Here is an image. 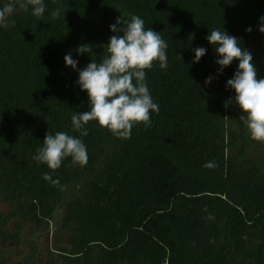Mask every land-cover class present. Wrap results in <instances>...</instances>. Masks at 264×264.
<instances>
[{
    "label": "trees",
    "instance_id": "1",
    "mask_svg": "<svg viewBox=\"0 0 264 264\" xmlns=\"http://www.w3.org/2000/svg\"><path fill=\"white\" fill-rule=\"evenodd\" d=\"M44 2L38 19L19 0H0L15 7L0 28V246L11 254L29 229L50 245H32L28 264H264V142L249 137L237 105L226 106L238 62L217 76L205 39L213 29L240 38L264 78V0ZM129 14L169 46L167 70L156 64L147 74L159 105L152 126L137 125L125 139L90 121L85 167L71 158L55 171L38 165L32 157L46 133L79 136L71 115L89 110L65 55L80 69L99 60L114 34L109 26ZM83 44L92 57L76 52ZM195 47L207 49L199 63ZM209 161L216 167H203ZM46 172L60 184L43 180Z\"/></svg>",
    "mask_w": 264,
    "mask_h": 264
},
{
    "label": "clouds",
    "instance_id": "2",
    "mask_svg": "<svg viewBox=\"0 0 264 264\" xmlns=\"http://www.w3.org/2000/svg\"><path fill=\"white\" fill-rule=\"evenodd\" d=\"M19 7L30 11L38 19H43L47 11L44 0H19ZM14 10L12 4L0 7V28L8 27L7 20ZM61 14L62 9L59 7L49 13L53 20L59 19ZM259 21L258 30L264 33V16ZM109 28L114 34L109 37L106 52L104 50L99 60L91 58V62L80 69L79 61L73 59L71 53L65 55L66 67L78 72L75 84L86 92L89 110L74 111L71 115V131L78 132L79 136L66 131L46 133L42 146L37 147L32 157L38 165L44 164L55 171L65 159L71 158L73 165L85 167L88 152L82 137L89 134L86 126L90 121H95L117 138L127 139L133 127L141 124L151 127L152 114L159 113V105L153 100L147 74L156 64L161 70H167V41L161 32L145 27V21L136 14H129L128 18L117 17ZM246 31L250 33L251 27ZM205 39L216 55L214 63L218 65L217 76L222 75L233 61L238 62L232 78L226 81V89L235 93L226 106L233 103L237 105L243 113L239 120L246 127L249 137L264 142V78H258L251 52L242 47L240 38L230 35L225 29H213ZM192 51L193 63H199L207 53L204 47H195ZM76 52L79 55L91 54V57L95 54L91 44L78 46ZM213 79L210 75L204 83L210 85ZM203 167L211 169L216 164L209 161ZM42 179L53 185L60 184L59 179H52L47 172ZM204 211L207 212V208ZM207 218L214 219L211 214Z\"/></svg>",
    "mask_w": 264,
    "mask_h": 264
},
{
    "label": "rangeland",
    "instance_id": "3",
    "mask_svg": "<svg viewBox=\"0 0 264 264\" xmlns=\"http://www.w3.org/2000/svg\"><path fill=\"white\" fill-rule=\"evenodd\" d=\"M1 209L4 212H7L8 206L3 203L1 206ZM57 221L58 219L56 220V222ZM54 226H55V223H54ZM48 237L49 236L47 235H44V236L39 235L38 231L36 234H31L29 233V229H25V234L23 235V238H24L23 243L20 246L16 247L15 251H12L11 254L10 252L7 251L6 248H4L3 246H0V258L7 255L6 258L8 259V260H5L3 264H11L13 262H21L24 264L25 257L28 254V251L30 250L32 245L39 244L40 246H44L45 249L46 247H48V244L50 245L49 243L50 240L48 241ZM29 241H31V243ZM44 261L45 259H43L42 261L37 260L31 264H42L44 263Z\"/></svg>",
    "mask_w": 264,
    "mask_h": 264
},
{
    "label": "flooded vegetation",
    "instance_id": "4",
    "mask_svg": "<svg viewBox=\"0 0 264 264\" xmlns=\"http://www.w3.org/2000/svg\"><path fill=\"white\" fill-rule=\"evenodd\" d=\"M4 247H7V245L4 246ZM2 259H3V257L0 258V264H1V263L3 264V262H4L5 260H8L7 258H6V259H3V260H2ZM11 264H12V263H11ZM24 264H28V263L25 262Z\"/></svg>",
    "mask_w": 264,
    "mask_h": 264
}]
</instances>
